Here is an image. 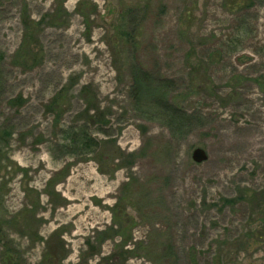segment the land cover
<instances>
[{"label":"rangeland","instance_id":"1","mask_svg":"<svg viewBox=\"0 0 264 264\" xmlns=\"http://www.w3.org/2000/svg\"><path fill=\"white\" fill-rule=\"evenodd\" d=\"M10 252L264 264V0H0Z\"/></svg>","mask_w":264,"mask_h":264},{"label":"water","instance_id":"2","mask_svg":"<svg viewBox=\"0 0 264 264\" xmlns=\"http://www.w3.org/2000/svg\"><path fill=\"white\" fill-rule=\"evenodd\" d=\"M208 158L206 152L201 148H196L193 152V159L196 162H203Z\"/></svg>","mask_w":264,"mask_h":264},{"label":"trees","instance_id":"3","mask_svg":"<svg viewBox=\"0 0 264 264\" xmlns=\"http://www.w3.org/2000/svg\"><path fill=\"white\" fill-rule=\"evenodd\" d=\"M15 260V257L11 254V252L8 254V258L7 260L5 261V264H18V263H15L14 262Z\"/></svg>","mask_w":264,"mask_h":264}]
</instances>
